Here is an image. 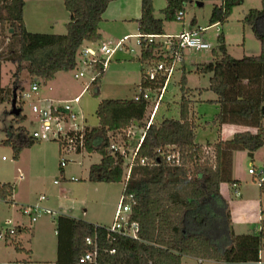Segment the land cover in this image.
Returning a JSON list of instances; mask_svg holds the SVG:
<instances>
[{"label": "trees", "instance_id": "1", "mask_svg": "<svg viewBox=\"0 0 264 264\" xmlns=\"http://www.w3.org/2000/svg\"><path fill=\"white\" fill-rule=\"evenodd\" d=\"M114 0H63L70 13L67 32L64 34L29 31L25 25V0H0V26L8 23L10 37L0 43V103L11 101L17 93V105L21 113L13 117L17 126L11 127L3 143L13 149L14 160H19L27 147L41 142L32 136L23 124L25 102L20 100L24 91L21 73L27 71L33 82L40 84L53 79L57 72L70 71L77 67L79 51L85 42L97 44L101 40L100 25L108 5ZM188 0H167L163 16H155L154 0H141L139 35L142 40L140 55L142 78L138 86L155 93L165 79L144 80L145 65L159 62L163 57L147 44L148 34H165V24L175 21L176 13L184 10ZM245 0H220L213 5L209 26L229 21L235 7ZM261 8H251L242 22L249 25L261 43L258 55L233 57L226 48L223 32L219 44L212 49L210 62L198 63L197 74H210L208 90L216 94L213 100L219 105L214 124H238L246 128L234 133L231 139H218L214 143H198L197 128L202 126L193 111L194 89L187 85L185 66L179 81L181 99L179 118H164L149 127L147 110L151 106L144 98L102 99L96 115L99 124L84 130L85 149L98 152L101 159L89 168L88 179L92 182H124L123 193H132L136 204L131 217L139 223V238L121 235L108 237L104 225L60 215L57 219L59 254L56 264L81 263L80 257L90 246L86 237L97 235L99 244L98 264H182L184 257H195L226 264L259 262L264 250V210L259 229L252 233L238 234L234 231L228 201L220 191L222 183L234 185L233 154L244 150L253 158L255 151L264 147V0ZM183 20V19H182ZM8 43V44H7ZM15 66L12 73L13 86L2 84L3 63ZM106 58L94 64L96 75L87 90L99 96ZM168 89V88H167ZM200 90V89H199ZM201 91V90H200ZM165 99V97H164ZM164 101V100H163ZM133 128L145 131L138 152L140 157L156 159L155 165L135 163L131 176L125 182L126 159L109 151L115 135H122ZM141 134V133H140ZM140 136V135H139ZM122 140L123 142H125ZM175 146L183 155L181 166L170 165L158 157L157 149ZM213 152L214 160H210ZM255 168V167H254ZM263 171L264 168H255ZM264 192V180L259 182ZM16 185L0 182V200L13 203ZM16 227V233H20ZM16 239V238H15ZM19 251L20 243L12 242ZM115 250L111 252V250Z\"/></svg>", "mask_w": 264, "mask_h": 264}, {"label": "rangeland", "instance_id": "2", "mask_svg": "<svg viewBox=\"0 0 264 264\" xmlns=\"http://www.w3.org/2000/svg\"><path fill=\"white\" fill-rule=\"evenodd\" d=\"M218 2L220 0H188L184 5V19L166 22L165 29L172 34L179 33L184 28L186 30L201 29L204 31L205 39L211 44L212 49L218 46V37L223 32L227 51L233 57L241 58L245 55H253L255 53L257 55L260 53V41L254 35L251 27L245 25L242 19L252 7L261 8V0H245L242 5L235 7L227 23L209 26L213 3ZM166 6L167 0H154L156 17L163 16L162 9ZM65 8L63 0H27L29 24H34L33 18L36 23H38V19L46 18L44 24H54L55 22L56 24H64L66 16L63 18V12L69 13ZM37 16L40 17L38 18ZM62 18L64 20H59ZM192 22H195L194 26L191 24ZM3 24H5V27L0 26V43L8 39L11 32V29L10 31L8 30V23L5 22ZM40 24H43L42 21ZM66 32L67 27L65 28ZM127 44L131 47L128 49L122 47L113 58L107 61L102 75L100 95L95 96L86 90L82 93L79 104L75 105L81 115L84 116L82 121L91 128L99 124L96 109L100 100L133 98L136 91H138V85L142 78V64L137 59L140 55V46L135 38L128 40ZM212 49L201 51L186 50L185 52L187 85L194 89V95L192 96L194 100L193 111L197 115L198 121L202 123V126L196 130V141L204 144L205 147L207 143H212L218 138L221 126L215 125L213 120L219 111V105L213 101L216 99V94L206 89L209 86L210 74H197L196 66L198 63L212 60ZM177 66V70L170 79L165 99L155 115V122H160L164 118H179V103L181 99L179 81L183 73V64L179 62ZM14 71L15 66L12 63L6 62L4 64L2 84L9 86L11 89L14 87L12 76ZM75 71L76 69L68 72L63 71L66 72V75H64L66 80L60 84V93L57 94L58 99H71L79 95L82 89L90 84L96 75L94 69L87 67L84 69V76L76 79L74 78ZM21 80L26 91L31 93V97L26 98L23 109V113L27 116V120L23 125L31 130L33 125L30 119L34 115L31 107L32 101L37 95L42 94L46 85H38V91L32 92L31 86L34 82L27 71L21 73ZM55 88L56 91H59L57 83H55ZM17 93L20 94L19 91ZM12 98L13 96L11 101ZM11 101L0 103V182L14 183L16 185L15 193H17L19 200L27 201L31 203L30 205L39 203L40 206L47 209L46 212L40 214V217L38 216L39 218L37 217L38 220L48 218L51 221L42 235V239L47 238V241L52 239L55 244L57 236L54 231L56 228L55 221L58 216L64 214L107 226L111 225L123 193L124 182H92L88 179V168L91 164L97 163L101 159V155L98 152L89 153L85 151L81 154H71V157L67 160V165L63 167L64 174H62L60 163L63 153L60 150L59 143L55 140L41 141L25 148L21 153L20 161L17 163L13 158L12 147L3 143V140L10 133L11 127L17 126V123L13 120L14 116L10 113L12 109ZM154 101L153 99L152 105L147 110L146 120H148L152 112ZM235 125L238 126V129L246 128L243 125ZM210 148H207V150H210ZM241 152L237 153L234 159V170L240 184L237 189L246 196L251 194L259 199V178L256 176L254 179L249 170L254 168V166L259 169L264 168V147L255 151L253 158L248 155L247 151ZM209 155L210 160L213 161V152L211 151ZM71 176H74L75 179L71 180ZM55 181L56 184L54 183ZM235 190V188H231L230 192L231 198L238 204L235 208L237 224L235 227L233 226L234 231L238 233L257 231L259 220H256V217L259 212L253 207L250 208L249 202L244 206V202L241 203V196H237ZM40 195H45L48 199L40 203L38 201ZM262 199L264 203V195ZM254 216H256L255 222H252V224L247 223V220L253 219ZM7 217H11L16 221L21 218V215L16 208L0 200V225L3 219ZM43 242L45 241L43 240ZM40 243H42V240L39 245ZM261 259L262 264H264V250L261 252ZM202 264L225 263L205 260ZM243 264H258V262Z\"/></svg>", "mask_w": 264, "mask_h": 264}, {"label": "built area", "instance_id": "3", "mask_svg": "<svg viewBox=\"0 0 264 264\" xmlns=\"http://www.w3.org/2000/svg\"><path fill=\"white\" fill-rule=\"evenodd\" d=\"M184 10L176 13L178 20L184 19ZM127 39H120L118 42H108L94 46L82 47L79 51L78 65L75 68V78L84 76V69L87 67L94 68V64L101 58H106L107 61L120 48ZM147 44L154 46V52L160 55L162 60L159 62L149 61L144 64V80L165 79L162 87L152 93L149 89H142L138 86V91L133 96V99L140 100L142 98L149 100L153 104L152 112L149 115L147 127L152 123L161 103L164 100L171 77L177 70L179 62L183 63L184 52L186 50H208L212 49L211 44L204 38L203 30L192 29L183 30L178 34H148L145 36ZM137 44L141 47L142 40L140 35L137 36ZM106 56V57H105ZM94 79V78H93ZM39 84L34 82L31 86L32 92L38 91ZM30 92H22L20 100L26 101L30 98ZM80 101V96L72 100L64 101L63 103L48 105H41L32 103V113L35 115L38 125L31 130L32 136L39 141L55 140L59 143L60 150L63 153L61 159V167L67 165V160L73 153L85 152L84 130L79 121V113L74 108V103ZM133 128H129L126 132V139L122 135H115L112 143L109 146V151L115 154L122 155L126 161L125 182L129 180L134 164L137 162L142 165H155L156 159H149L148 157H140L138 159V152L143 143L146 132H138ZM141 133V134H140ZM124 140L125 142H123ZM212 150H208L210 153ZM158 157L166 161L170 165L181 166L183 164V155L179 148L175 146H164L157 149ZM249 172L255 174L259 178V182L264 180V172L258 171L255 168H250ZM75 179V178H74ZM46 196L41 195L39 202L45 200ZM136 204L135 196L132 193H122L119 205L114 215L113 223L105 226L108 232V237L113 235H121L132 239L139 238V223L132 219V207ZM21 211L28 216L31 221H35L37 217L47 211V209L40 206L39 203L33 205L21 206ZM2 231H0V239H5L7 236H13L16 233V225L12 219H7L4 223ZM86 244L90 249L80 257L81 263L98 264L99 261V244L98 237H86ZM115 250H111L114 252Z\"/></svg>", "mask_w": 264, "mask_h": 264}, {"label": "crops", "instance_id": "4", "mask_svg": "<svg viewBox=\"0 0 264 264\" xmlns=\"http://www.w3.org/2000/svg\"><path fill=\"white\" fill-rule=\"evenodd\" d=\"M218 3H220V2H218ZM213 4H215V3H213ZM64 7H65V5H64ZM252 8H255V7H252ZM34 13H36V12H34ZM64 16H66L64 24H56V22L54 24H44L46 22V18L42 19V20L38 19V23H36L35 19L33 18L34 24H29V19L27 18V0H25L24 20H25V25L29 31H32V32H39L40 31V32L64 34L66 25L70 20V14L69 13L66 14V12H63V18H64ZM37 17L39 18L40 16H37ZM140 17H141V0H114V1H112L108 5L105 13L103 14L102 22L100 25V32H101V36H102L101 40L97 44H94L91 42H85L82 47H85V46H94L95 47L96 45L101 44L102 42H104V43L105 42L106 43H108V42L115 43V41L118 42L120 39L127 37V39L124 41L123 45L120 48H118L116 50V52L111 56V58H113L122 47H124L126 49L131 47L129 44H127L128 40H131L132 38L137 39V36L139 35V22H138V20ZM63 18L59 19V20L62 21V20H64ZM158 18H160V17H158ZM41 21L43 24H40ZM191 24L194 26L195 22H192ZM183 30H186V29L184 28ZM165 34H172V33L168 32L165 29ZM174 34H178V33H174ZM203 36L205 38L204 31H203ZM185 52H184V58H183L184 61L182 64H183V67L185 66V68H186ZM255 54H253V55H255ZM245 56H250V55H245ZM5 63H3V66H2V76H3V67H4ZM13 66H14V64H13ZM66 72H68V71H66ZM66 72H63V71L57 72V74L55 75V77L53 79H51L45 83H43L41 81L39 85L45 84L46 88L43 89L42 94L37 95L33 99L32 102L38 103L41 105H48V104H50V102H52L53 104H59V103H63L64 101L72 100L77 96H80V100H81L82 93H84L87 90V87L89 84L86 85L82 89V91L79 95L74 96L71 99H64V100L58 99L57 94L60 93L61 82H64V80H66V77H64V75H66ZM76 79H78V78H76ZM55 83H57L59 85V91H56ZM25 91H26V88H24L23 92H25ZM79 102L74 103L73 105H74L75 110L79 113L80 125L83 128H86L89 126H87L85 124V122L82 121V117H84V116L81 115V112H79L75 106V105L79 104ZM30 122L33 125V128L31 130H33L38 125V121H37L35 115H33V118L30 119ZM241 130H243V129H238V126H236L235 124L234 125L233 124H224L219 129V134H218L217 140L218 139H224V140L231 139L233 137L234 133H236L237 131H241ZM135 131H137V130L135 129ZM216 141H214V142H216ZM214 142H212V143H214ZM241 151H244V150L235 151L233 154V178L238 180V183L234 184V185L222 183L220 186L221 194L229 203L234 227L237 224V217L235 215V208L238 204H237V202H235L231 198V195H230L231 188L236 189L235 193L237 196H241V198H242L241 203L244 202V206H246L247 203L249 202L250 208L253 207L259 212V215H257V217L254 216L253 219L252 218L248 219L247 223L252 224V222H255V217L257 218L256 220H259V222H260V220L262 218L261 212L264 210V203H263V199H262L264 192L260 191V198L258 199L257 196H252L251 194L249 196H246V195L240 193L237 189L238 187H240V184H239V179L237 178V175H236L235 170H234V161H235L234 159L236 158L237 153H242ZM20 159H21V157H20ZM20 159L17 160V163L20 161ZM89 168H88V176H89ZM60 171L62 174H64V169L62 167L60 168ZM252 175L254 176L253 177L254 179L257 176L255 174H252ZM74 178H75L74 176H71V180H74ZM54 183L56 184V181ZM258 184H259V182H258ZM229 186H230V188H229ZM46 199H48V197H46ZM45 200L40 201V203H42ZM38 201H39V198H38ZM30 204L31 203H28L27 201H22L21 199L19 200L17 197V193H14L13 203L8 204L9 206L16 208V210L20 213L21 218L17 219L16 221L13 220L11 217L4 218L1 225H0V231H2L3 227H5L4 223L7 219H12L14 224L16 226L20 227L21 231L19 234H17L15 236L16 239L14 237L12 238L11 236H7L5 239H0V264H56L57 263L58 254H59V237H58V232H57V219L58 218L55 221L56 228L54 231L57 234V236H56V242L54 244L52 239H50V241H47V238L42 239V235L46 231L48 224L51 223V221L48 218H43L41 220L37 219V221L34 222V221H31L28 216H26L22 213L21 206H26V205H30ZM64 216L75 218L72 215H65L64 214ZM39 217H40V215H39ZM75 219H79V218H75ZM82 220L88 221L86 219H82ZM252 220H254V221H252ZM88 222L93 223V224H97V225H104L101 223H95V222H91V221H88ZM104 226H107V225H104ZM236 233H238V232H236ZM249 233H252V232H249ZM238 234H244V233H238ZM36 239H37V241H36ZM41 240H42V243H40V245H39V242ZM43 240L45 242H43ZM15 241L20 243V247L23 248V250L19 251L15 248L14 244L12 243ZM203 262H205V260H203V259L186 256V257H184L182 264H202ZM221 263H223V262H221ZM258 264H262V259L258 262Z\"/></svg>", "mask_w": 264, "mask_h": 264}, {"label": "water", "instance_id": "5", "mask_svg": "<svg viewBox=\"0 0 264 264\" xmlns=\"http://www.w3.org/2000/svg\"><path fill=\"white\" fill-rule=\"evenodd\" d=\"M12 32V29H11ZM14 91V96L12 98L11 104H12V109H11V115L13 116H17L21 113V108L18 107L17 105V90H13Z\"/></svg>", "mask_w": 264, "mask_h": 264}]
</instances>
